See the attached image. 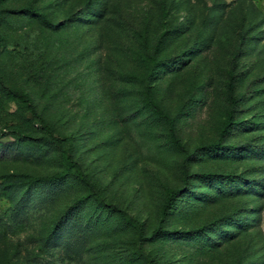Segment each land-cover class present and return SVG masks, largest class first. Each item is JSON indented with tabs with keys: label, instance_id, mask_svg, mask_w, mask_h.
<instances>
[{
	"label": "rangeland",
	"instance_id": "1",
	"mask_svg": "<svg viewBox=\"0 0 264 264\" xmlns=\"http://www.w3.org/2000/svg\"><path fill=\"white\" fill-rule=\"evenodd\" d=\"M0 264H264V0H0Z\"/></svg>",
	"mask_w": 264,
	"mask_h": 264
},
{
	"label": "trees",
	"instance_id": "2",
	"mask_svg": "<svg viewBox=\"0 0 264 264\" xmlns=\"http://www.w3.org/2000/svg\"><path fill=\"white\" fill-rule=\"evenodd\" d=\"M22 10H24V12H26V13H29V14H32L34 16L39 17L40 20L44 24L52 25L51 21L39 9H37L35 7H32V6H27L25 9H22ZM152 63L155 66H158L160 64H163L164 61L152 58ZM153 73H154V71L151 70L147 74V76H145L144 78H140V77H137V76H134V75H129V77L132 78V79L138 80V81H142L144 83V89H143L144 104L146 106H148L156 115H158L162 120H164L167 123V125H168V134H169V137H170L172 143L175 146H177L179 148H182V145L180 144V141L178 140V138L176 136L174 118L171 117L153 99V94H152ZM227 89H228L229 100H230V103H231V109L227 113V119H226L225 127L221 131V136H223L228 131V129L230 127L231 121L233 119V109H234V106H235L236 101H237L235 96H234V77H233L232 73H229V81H228ZM8 95L11 98H16V99L20 100L25 105V107L35 116L38 125L40 126V128L43 131H45L46 137L51 143H53L56 146H60L61 145V139L54 134V130H53L52 125L47 121V119L41 113H39L37 111V109L32 104L30 98L26 94L20 93V92H18L16 90H12L11 92L8 93ZM9 133L12 134L13 132L11 131ZM15 133L17 135H19V136H22V137L25 136L24 132H22V131H15ZM213 146L216 147V148H220L221 147V142H219V141L215 142V143H213ZM63 153H65V155H66L65 156L66 157V161L69 164L75 166L74 173L76 172V174L88 186H92V184L88 180L86 174L82 170V168L79 165V163L76 162L74 160V158L72 157V154L69 151H67V150H63ZM58 177H59V174L56 173V174H53V175H51L49 177H44V178H42V177H30L29 180L30 181H38V180H42V179L53 180V179H56ZM179 193H180V190H178V189H174V188H168L167 189L166 197H165V200H164L161 212H160V220H159L158 225L153 230V235L162 231V226L164 224V221H165L166 217L168 216V212L171 209V207L173 206L174 200L176 199V197L178 196Z\"/></svg>",
	"mask_w": 264,
	"mask_h": 264
}]
</instances>
